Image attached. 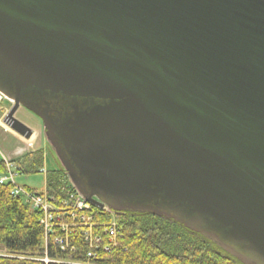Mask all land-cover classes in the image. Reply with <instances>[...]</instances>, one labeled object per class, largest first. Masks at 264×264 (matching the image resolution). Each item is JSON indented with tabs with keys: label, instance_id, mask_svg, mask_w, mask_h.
I'll list each match as a JSON object with an SVG mask.
<instances>
[{
	"label": "water",
	"instance_id": "obj_1",
	"mask_svg": "<svg viewBox=\"0 0 264 264\" xmlns=\"http://www.w3.org/2000/svg\"><path fill=\"white\" fill-rule=\"evenodd\" d=\"M0 94L85 201L264 264V0H0Z\"/></svg>",
	"mask_w": 264,
	"mask_h": 264
},
{
	"label": "trees",
	"instance_id": "obj_2",
	"mask_svg": "<svg viewBox=\"0 0 264 264\" xmlns=\"http://www.w3.org/2000/svg\"><path fill=\"white\" fill-rule=\"evenodd\" d=\"M44 157V150L39 149L12 161L19 174H31L41 171ZM54 160L57 167L47 169L45 192L50 200L54 198V205L59 206L65 198L62 187L70 184L65 170L56 158ZM4 172L5 165L0 158V175ZM11 188L10 183H0V248L3 249L0 264H45L26 258H42L44 251L53 260L47 264H243L210 239L172 219L139 212L117 213L115 218L123 234L118 239L119 245L109 252L99 250L93 258L87 259V245L77 231H70L68 245L61 250L55 238L61 236L64 240V233L53 228L51 233L45 234L40 223L42 212L13 196ZM92 208L98 212L96 207ZM95 214L97 218L100 216Z\"/></svg>",
	"mask_w": 264,
	"mask_h": 264
},
{
	"label": "built area",
	"instance_id": "obj_3",
	"mask_svg": "<svg viewBox=\"0 0 264 264\" xmlns=\"http://www.w3.org/2000/svg\"><path fill=\"white\" fill-rule=\"evenodd\" d=\"M6 173L0 176V183H10L13 196L20 197L33 208H38L42 212L40 223L43 225L45 234L52 232L53 228H58L62 237H56L55 242L65 250L68 245V234L70 231H77L81 235L82 241L87 245L86 257L93 258L96 252L103 250L109 252L112 248L119 245L118 239L123 237L119 230V225L115 217L104 207L95 212L91 205L81 199L69 186L62 187L65 198L59 206H55L47 196L33 194L21 186H18L14 177L16 173L12 170V164L4 158ZM99 217H96V214ZM47 236V235H46ZM46 245V242H45ZM45 264L53 262L44 251V257L40 259ZM82 264V263H80ZM88 264V263H84Z\"/></svg>",
	"mask_w": 264,
	"mask_h": 264
},
{
	"label": "rangeland",
	"instance_id": "obj_4",
	"mask_svg": "<svg viewBox=\"0 0 264 264\" xmlns=\"http://www.w3.org/2000/svg\"><path fill=\"white\" fill-rule=\"evenodd\" d=\"M12 104L13 102L6 99L4 96H0V154L5 155L6 158L12 162L13 159L23 155L26 152H33L39 149L44 150L45 157L42 172L18 174L15 176V183L17 185L26 187L37 193H44L47 169L57 167V163L55 162L54 158H56L57 161L58 159L52 146L45 138V129L42 121L31 111L19 106L14 114V117L17 120L32 130V136L29 139L19 137V135L13 133V131H10L8 127L2 122L3 117L9 111ZM58 164H60L59 161ZM15 169L16 168L13 166L12 170ZM2 250L3 249L0 248V252H3ZM26 258H34L33 261H41L40 259H42L41 257L37 256Z\"/></svg>",
	"mask_w": 264,
	"mask_h": 264
}]
</instances>
